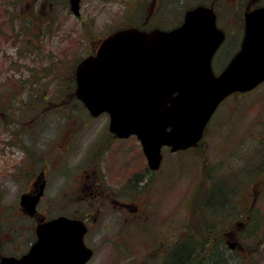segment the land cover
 Returning <instances> with one entry per match:
<instances>
[{
	"label": "rangeland",
	"instance_id": "obj_1",
	"mask_svg": "<svg viewBox=\"0 0 264 264\" xmlns=\"http://www.w3.org/2000/svg\"><path fill=\"white\" fill-rule=\"evenodd\" d=\"M211 1L82 0L81 15L76 16L70 10L68 0H0V252L13 254L26 249L25 227L31 223L18 213V206L20 192L26 189L27 180L25 176L16 183L12 180L15 170L23 169L28 163L25 152H32L34 164L39 160L43 164L57 166V169L54 167L49 171L47 192L38 205L40 211L52 216L62 212L63 203H59L61 190L64 186L72 190L75 176L71 169L62 175L67 177L63 179L59 175L62 170H59L66 165L89 163L87 159L79 161L80 155L75 153L87 155L89 152H104L106 156V152L113 149L120 155L128 152L132 155L129 158L130 173L144 169L148 163L141 142L135 136L110 146L106 133L109 132L108 114L100 115L84 130H73L69 134L75 122L78 126L80 117L91 116L74 93L73 71L76 64L114 30L138 26L141 22H145L146 28H171L182 22L184 12L189 7L201 3L209 5ZM153 3L155 11H152ZM241 8V0H218L219 24L228 27V38L216 56L219 66H223L239 47L238 36L232 31L237 29ZM258 94L262 99L264 84L258 92L230 101H238L241 106L247 107L246 103L255 101ZM255 115L264 118V109L248 115L242 125L251 123ZM215 119L216 123L218 116ZM257 124L260 125L261 121ZM238 138L239 134L231 136L225 148L231 150ZM25 147L28 148L26 151ZM203 148H206L203 143L199 150L194 151L174 152L165 148V161L157 173L161 178L158 184L160 189L153 195L161 201L166 200V203L177 200L183 206L184 203L188 206L192 192L205 180L206 152ZM212 149L217 152V147ZM247 156L250 157L251 152L240 155L243 159ZM103 173L107 174L105 171ZM250 190L253 189L243 178L231 189L234 198H242ZM195 195L201 196V191ZM261 205L264 207V203ZM169 209L164 210L167 220L173 213ZM185 215L178 214L181 217L178 220V233L183 230L180 224L183 225ZM259 223L263 224L264 229V219H260ZM263 234L258 237L264 239ZM137 237L139 233L133 229L126 245ZM130 248L134 249V252H129L130 257L140 255L145 250L138 249L136 245ZM148 250H152V247ZM259 253L260 264H264V240ZM119 260L118 264H121L122 260ZM95 261L91 264H99Z\"/></svg>",
	"mask_w": 264,
	"mask_h": 264
},
{
	"label": "flooded vegetation",
	"instance_id": "obj_2",
	"mask_svg": "<svg viewBox=\"0 0 264 264\" xmlns=\"http://www.w3.org/2000/svg\"><path fill=\"white\" fill-rule=\"evenodd\" d=\"M241 3L238 26L232 31L238 36L239 43L235 53L241 49L245 35L246 13L264 6V0H241ZM210 5L217 14L219 27L226 32V40L228 27L219 24L218 0H212ZM155 10L156 6L153 3L152 11ZM225 23L229 24V21ZM220 47L212 61L216 73L221 72L235 54L233 53L223 66H219L216 56ZM74 73L75 70L73 83L76 87ZM263 84L264 81L252 90L230 94L214 112L202 139L203 146L204 144L206 146L203 148L206 152L205 180L200 183L201 186L194 189V193L192 192L193 196L190 197L188 206L185 203L183 206L177 200L166 203V200L161 201L153 195L160 189L158 184L161 178L159 179L157 173L161 170L165 155L159 169L152 170L147 163L144 169L130 173L129 158L132 155L130 156L128 152L120 155L113 149L112 152H106V156L104 152H89L87 155L75 153L77 156L80 155L79 161L87 159L89 163L66 165L59 170H62L60 176L71 169L75 173L72 190H67L65 186L61 190L59 203L60 205L63 203L62 212L52 216L43 213L37 206V212L31 215L19 201L18 213L27 217L31 223L30 226L25 227L26 249L21 253L13 254L0 252V259L4 255L21 257L27 254L39 240L37 234L39 224L56 217H68L80 221L85 228L83 241L93 251L85 264H91L94 259L99 264H118L119 259L122 260L121 264H260L257 255L261 254L259 248L264 240L258 237L264 233L263 224L259 223L260 219H264V207L261 205L264 203V153H262L264 152V118L255 115L252 116L251 123L242 125V122L255 110L264 109V95L262 99L259 98V94L256 95L255 101L246 103L247 107L241 106L238 101L231 102L230 99L254 94ZM79 102L84 106L81 101ZM217 116L218 120L215 123ZM98 117H80L78 126L76 127L75 122V125L70 127L69 134L73 130L77 132L84 130V127ZM259 121H261L260 125L257 124ZM108 131L106 133L110 146L131 137H119L109 130V126ZM237 134L239 138L232 145V149L225 148L227 140ZM201 145L187 151L199 150ZM212 147H217V152H213L215 149ZM26 148L25 151L28 149ZM244 152H251V156L241 158L240 155ZM25 153L28 163L20 169L21 172L19 168L15 170L12 180L16 183L24 176L27 180V187L20 192V198L24 193L33 195L39 192L43 184L40 203L47 192L49 171L55 165L43 164L39 160L34 164L31 158L32 152ZM141 154L142 152L139 155ZM239 161L246 163L238 164ZM242 178L253 190L248 191L242 198H234L232 185L236 186ZM199 190L201 196L195 195ZM167 209H172L173 212L168 220L164 217V210ZM159 211L163 213L160 214ZM180 211L184 212L179 213ZM178 214H186L183 225L180 224L183 228L180 233H178V220L181 217H178ZM133 229L137 230L139 237L126 245V240ZM74 241L71 236L67 240L71 251L61 256L65 261L76 259L79 255L73 252ZM135 245L138 249L145 250L140 255L130 257L129 252H134L130 247ZM150 247L152 250H148Z\"/></svg>",
	"mask_w": 264,
	"mask_h": 264
},
{
	"label": "water",
	"instance_id": "obj_3",
	"mask_svg": "<svg viewBox=\"0 0 264 264\" xmlns=\"http://www.w3.org/2000/svg\"><path fill=\"white\" fill-rule=\"evenodd\" d=\"M69 1L80 15L81 0ZM225 37L214 8L204 4L187 9L182 24L172 29L119 28L78 64L76 94L92 115L109 113L112 132L136 135L150 168L158 169L164 146L172 151L197 146L227 96L264 81V6L246 13L241 49L217 74L212 59ZM43 187L21 196L31 215ZM81 224L67 217L46 221L37 226L39 240L27 254L3 256L0 264H85L92 250L83 241ZM70 236L81 257L65 261L61 256L71 251Z\"/></svg>",
	"mask_w": 264,
	"mask_h": 264
},
{
	"label": "trees",
	"instance_id": "obj_4",
	"mask_svg": "<svg viewBox=\"0 0 264 264\" xmlns=\"http://www.w3.org/2000/svg\"><path fill=\"white\" fill-rule=\"evenodd\" d=\"M145 25V22H141L138 26L146 27Z\"/></svg>",
	"mask_w": 264,
	"mask_h": 264
}]
</instances>
